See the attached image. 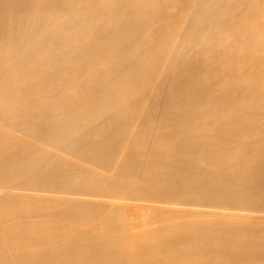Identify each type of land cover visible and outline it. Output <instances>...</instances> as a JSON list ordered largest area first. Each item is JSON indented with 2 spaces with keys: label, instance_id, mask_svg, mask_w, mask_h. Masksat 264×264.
Instances as JSON below:
<instances>
[{
  "label": "bare ground",
  "instance_id": "bare-ground-1",
  "mask_svg": "<svg viewBox=\"0 0 264 264\" xmlns=\"http://www.w3.org/2000/svg\"><path fill=\"white\" fill-rule=\"evenodd\" d=\"M61 1L0 0V264H264V9L215 48Z\"/></svg>",
  "mask_w": 264,
  "mask_h": 264
},
{
  "label": "rangeland",
  "instance_id": "rangeland-1",
  "mask_svg": "<svg viewBox=\"0 0 264 264\" xmlns=\"http://www.w3.org/2000/svg\"><path fill=\"white\" fill-rule=\"evenodd\" d=\"M131 1L129 0L130 3ZM147 1L149 6L146 2V16L139 15L135 11L133 18L142 25L148 17L146 20H149L148 24L151 29L149 32L152 31L150 34L152 37L149 41L147 40L148 42H185L190 45L200 43L213 45L212 47L215 48V44L236 42L250 27L255 15L264 9V0H151V3L149 0ZM108 3H110V0H97V3L88 9L92 11L94 8L93 11L100 12L107 8ZM69 5V1L62 0L56 10L48 8L44 12L49 15L50 19L61 15L60 20H63L68 17V13H72V10L68 8ZM134 10L138 12L140 8L136 7ZM22 15H24V21H27L29 17L28 10L24 9ZM209 29L218 30V36L220 34L221 38H214L206 41V43H201L203 41L200 36ZM113 32L111 31V33ZM140 32L137 29L135 30V33ZM215 33L217 34L216 31ZM116 35L117 33L114 34V36ZM135 36L139 37V35ZM119 43L123 44L121 40ZM214 51L213 53H215ZM207 53H210V51ZM213 53L212 55L216 56L215 54L218 51L215 54Z\"/></svg>",
  "mask_w": 264,
  "mask_h": 264
}]
</instances>
